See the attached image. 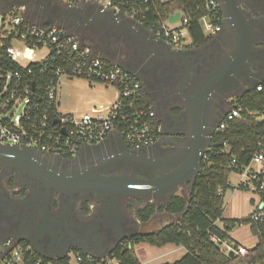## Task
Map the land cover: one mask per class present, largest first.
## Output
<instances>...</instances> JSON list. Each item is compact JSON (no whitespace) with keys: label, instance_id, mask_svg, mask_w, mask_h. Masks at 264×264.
Instances as JSON below:
<instances>
[{"label":"built area","instance_id":"obj_1","mask_svg":"<svg viewBox=\"0 0 264 264\" xmlns=\"http://www.w3.org/2000/svg\"><path fill=\"white\" fill-rule=\"evenodd\" d=\"M11 1L0 0V144L74 158L86 146L101 144L113 134L122 136L129 150L137 153L160 143L163 125L137 76L99 57L95 47L86 43L75 31L59 24L40 25L31 21L25 15L27 4L10 8L8 2ZM91 1L102 12L114 11L116 25L126 24L128 19L143 25L140 18L146 20L154 13L158 16L157 22L148 29L159 39L169 42L176 49L191 45L188 18L181 12L177 21L181 22L180 26H174L177 22L169 21L176 12L163 20L156 0ZM205 1L208 14L202 18V27L205 34L213 38L223 30V14L219 0ZM17 42L24 45L23 50L17 47ZM41 48H47L48 53L42 59L33 61L35 52ZM23 60L28 63L24 64ZM45 61L55 66L56 79H51L45 86H37L32 78L31 63ZM62 75L112 85L118 89V98L104 112L80 116L62 113L58 95ZM263 87L264 79L255 89L262 90ZM240 113L239 107L230 106L217 129L224 131ZM257 118L264 119V114ZM206 153L204 159L207 158ZM239 174L241 179L238 184L264 192V151L257 152ZM261 215L256 212L253 218L258 220ZM229 248L232 249V246ZM236 249L240 253L246 252L242 245ZM35 251L31 244L16 243L10 238L0 249V264H42L44 256L36 251L40 255L36 258ZM77 260L80 262L81 257L77 256Z\"/></svg>","mask_w":264,"mask_h":264},{"label":"flooded vegetation","instance_id":"obj_2","mask_svg":"<svg viewBox=\"0 0 264 264\" xmlns=\"http://www.w3.org/2000/svg\"><path fill=\"white\" fill-rule=\"evenodd\" d=\"M44 1L46 4L52 5V8L46 10L44 6L35 2L36 7L31 12L32 15H35L33 18L44 24L56 21L53 13L59 10L55 5L60 6V4L56 0ZM241 7L247 20L254 28L256 42L249 61L247 78L242 79L233 91L221 94L214 102L211 126L216 129L217 124L230 108L233 98L230 95L233 92L240 95L249 86L250 80L264 74V0H241ZM72 12L75 17L70 19L69 26L84 40L87 35L92 36L99 42L98 46H94L95 49L104 51L103 53L110 56L115 62L139 71H144L147 67L149 70L150 68L155 69L159 63L165 64L164 68L167 69L170 64L172 71L168 76L157 77L153 89L145 91L147 98L155 106L157 118L163 128L180 134V137L169 139L165 148L162 147L165 142L162 136L160 152L151 155L155 159L156 157H172L178 154L185 141L183 138L191 127V116L186 107V99L193 95L198 83L208 74L209 63L212 66L216 65L228 51L225 43L214 41L216 39L220 41L226 37L228 26L224 25L223 30L206 44L183 49L190 51L185 52V61L181 56H178L173 61L160 62V57H165L172 54L174 49H179L174 48L170 43L164 46L159 45L150 38L151 36L142 39L137 32L121 29L114 21H109L106 28L99 29L100 26L96 22L100 17L99 9L95 3L83 4ZM106 31L109 33H105ZM199 59L205 60L202 64L203 68H194L195 61ZM211 138L213 140L214 135ZM42 155L52 163L53 168L57 167L60 171L68 173L92 171L93 177L135 175L141 170L143 163L136 159L129 161L124 157L117 139L97 151L92 150L83 158H78L79 155L74 158L51 153H42ZM189 183L188 181L184 186ZM144 198L143 196H121L120 202L117 204L118 207H116V203H113L112 208H118L125 218L121 223L123 231L115 229L113 240L121 232H123L122 234L135 230L138 233L141 232V223L146 222L139 219L138 208L140 200H144ZM165 198L167 196L159 197L156 201L161 202ZM129 204H133L134 208H130ZM102 205L93 192L66 193L38 179L21 167L0 163V249L11 238L16 243H29L34 249L36 246L45 252H59L68 244H70L68 254L77 250L82 251L74 244L80 242L83 220L89 214L101 213ZM86 206L89 209L88 213L84 211ZM116 208L112 211L115 216L118 215ZM67 216L76 220L70 232L59 224L56 227L51 226L52 217L58 219ZM90 232H97V230ZM90 246L93 247L92 244Z\"/></svg>","mask_w":264,"mask_h":264},{"label":"water","instance_id":"obj_3","mask_svg":"<svg viewBox=\"0 0 264 264\" xmlns=\"http://www.w3.org/2000/svg\"><path fill=\"white\" fill-rule=\"evenodd\" d=\"M30 0H13L8 2L9 7L26 5ZM46 10H50L52 5H48L44 0H34ZM223 14V25L228 26L229 30L226 37L218 41L225 43L228 47L226 54L220 58L219 62L212 66L208 65L209 72L196 86L192 96L186 99V107L189 115L191 116V127L183 138L184 144L178 154L172 157H154L151 154L160 152L162 143H158L150 148H145L141 153L132 152L129 150L125 140L122 136L116 139L119 142L120 150L124 153V157L128 160L136 159L142 161L141 170L136 172L135 175L125 177H93L92 171H85L84 173L74 172L68 173L60 171L57 167L53 168L52 163L42 155L41 152L20 148L17 146L0 144V163L12 164L21 167L40 180H43L54 186L55 188L66 192L73 193L81 191L83 193H95L96 197L101 201V213L97 215L89 214L83 220L80 242L74 246L80 247L85 255H90L94 258H105L117 247V245L126 238H130L138 231H128L126 234L121 232L113 240V234L116 230L123 231L122 224L125 220L124 214L116 207L120 202L121 196H143L148 199H158L159 197H171L176 194V191L182 188L188 181L191 183L190 191L194 186L197 175L202 170V162L205 152L208 148L222 145L223 142H213L212 136L220 133L219 129L211 126V116H213L212 109L214 102L226 91H233L236 86L247 78V70L249 68V61L254 51L256 42L255 32L253 26L247 20L245 13L241 7V0H219ZM60 4L55 5L59 8L58 11L53 13L56 21H49L50 24L63 25L69 29V22L75 14L72 12L78 9L76 5ZM69 9V10H68ZM68 10V11H67ZM35 15L33 14V17ZM99 19L96 21L100 28H106L109 21H115V12L99 10ZM181 18V12H176L171 15L169 21L175 23ZM58 20V21H57ZM80 21V20H79ZM126 24H118L121 29H130L143 39L152 38L159 45H167L169 42L159 39L154 32L143 26L139 22L128 19ZM43 25L42 22H37ZM74 31V30H73ZM105 33H109L106 31ZM148 36V37H147ZM213 41V42H214ZM102 50H95V53L114 64L124 67L129 72L133 73L142 82L146 91L153 89V84L157 77H167L169 72L172 71L170 64L165 69V64L159 63L155 69L145 68L144 71L133 70L122 63L115 62L110 56H106ZM186 51L183 49L173 50L172 54L160 57L161 61H173L178 56H181L185 61L184 55ZM179 54V55H178ZM204 59L195 61L194 68H203L202 64ZM171 63V62H170ZM264 79V74H261L254 79L250 80L249 86L240 94H244L255 87ZM230 96H239L233 92ZM155 107V106H154ZM226 114V113H225ZM225 114L221 118H224ZM219 121V123L221 122ZM217 124V127L219 125ZM163 137L165 142L169 139L180 137L179 132L167 131L163 128ZM113 142L111 137H108L104 142L95 146H86L83 148L78 158H83L87 153L92 150H99L105 145ZM127 155V156H126ZM113 203H116V211L118 215H114L112 211L115 208ZM264 208V202L261 204L260 209ZM56 220V221H55ZM55 221V222H54ZM51 226L59 224L65 230L70 232L73 224L76 222L75 218L70 216L51 218ZM166 224V223H165ZM164 224V225H165ZM97 230V232H90ZM112 237L111 241L108 240ZM92 239V241H91ZM232 244L231 241H228ZM93 245V247L90 246ZM70 246V244H68ZM65 246L59 252H45L35 246L36 251L45 258L54 259L56 256L65 257L69 251V247ZM231 255L235 251L230 252Z\"/></svg>","mask_w":264,"mask_h":264},{"label":"trees","instance_id":"obj_4","mask_svg":"<svg viewBox=\"0 0 264 264\" xmlns=\"http://www.w3.org/2000/svg\"><path fill=\"white\" fill-rule=\"evenodd\" d=\"M71 1L76 3L82 0ZM156 4L163 20L173 12H182L188 18L187 26L192 39L189 47L204 45L211 39L201 24L202 18L208 14L205 0H156ZM157 19L154 13L146 20L140 18L147 28ZM31 66L32 78L37 86H45L51 79H56L55 66L51 63L35 62ZM232 100L230 106L239 107L240 116L230 121L224 131L214 135L213 142L222 141L225 144L207 150V158L202 162V170L196 177L189 197L174 194L166 203L160 204L140 200L139 205L142 204V207L138 208V217L142 222H148L156 212L162 211L177 217L158 230L139 232L122 240L105 258L89 257L77 250V256L81 257L80 264H109L112 259H117L119 264H141L135 248L139 243L159 247L172 243L186 248L187 253L179 260L163 264H264V208H257L256 212L262 214L258 220L253 218L256 212L244 219L224 217L225 192L230 187L249 189L241 183L232 185L230 174L241 173L243 166L249 164L257 152L264 151V119L257 118L264 114V87L262 90H250ZM250 111L254 113L250 114ZM261 196L264 202V192ZM129 207L134 208V205L129 204ZM84 211L89 212L87 206ZM219 221H224V228L218 226ZM241 224H250L259 241L255 247L246 249L245 253L231 255L224 245L232 246L233 249L241 245L230 235L231 230ZM35 255L36 258L40 257L36 251ZM42 264H71V255L54 259L44 257Z\"/></svg>","mask_w":264,"mask_h":264},{"label":"rangeland","instance_id":"obj_5","mask_svg":"<svg viewBox=\"0 0 264 264\" xmlns=\"http://www.w3.org/2000/svg\"><path fill=\"white\" fill-rule=\"evenodd\" d=\"M56 1L59 4H75L76 6L88 4L84 0V2L82 1L81 3L76 2L79 4H76L71 0ZM35 7V1L30 0L27 3L25 15L28 19L38 22V20L36 18H33V15L31 14L32 10L35 9ZM201 23L204 26V20H201ZM173 25L180 26L181 22H177ZM85 38L89 43H92L94 46H98L99 42L92 38V36L87 35ZM16 45L20 50L24 49V45L22 43L17 42ZM47 53V48H41L37 50L33 56V61L42 59ZM22 62L24 64L28 63V61L26 60H23ZM58 90L60 111L65 114H74L76 116H80L85 113L96 114L101 111L104 112V110H106L107 107L118 98V89L112 85L107 86L101 82H90L89 80L81 77H69L67 75H62L60 77ZM233 98L235 99V97ZM240 179L241 175L239 173L232 172L230 174V182L232 185L237 186ZM190 187L191 183H189L187 186H184V188H186L187 190H190ZM182 191L183 189L180 188L176 191V194H181ZM189 195L190 194L186 195L185 197L188 198ZM169 197L165 198L161 202H155H157V204L166 203ZM261 202L262 196L258 191L244 188L235 189L230 187L224 195V217L226 219H244L250 217L257 211L258 205H260ZM139 207H142V204ZM176 217L177 215H172L165 211L156 212L148 222L141 223V232L158 230L166 222L172 221ZM136 219L138 220V217H136ZM218 226L224 228V221H219ZM230 233L232 238L246 249L255 247L259 241L258 236L253 234L250 224L236 225ZM135 248L138 257L140 258L141 264H163L165 262H174L176 260H179L184 255V253L180 251L163 254L167 247L165 249H158L159 247H154L147 243L136 244ZM145 248H149V251ZM224 248L227 252H231L233 250L235 251V253H238L236 249L229 248L227 244L224 245ZM70 255L71 264H80L77 260L76 252H71ZM112 264H119V262L117 259H112Z\"/></svg>","mask_w":264,"mask_h":264},{"label":"crops","instance_id":"obj_6","mask_svg":"<svg viewBox=\"0 0 264 264\" xmlns=\"http://www.w3.org/2000/svg\"><path fill=\"white\" fill-rule=\"evenodd\" d=\"M83 1V0H82ZM82 1H79V3H81ZM86 3H88V4H94V2L93 1H91V0H84ZM83 1V2H84ZM79 3H76V4H79ZM34 20V19H33ZM32 21V20H31ZM84 40V39H83ZM86 43H89L87 40H84ZM89 44H92V43H89ZM92 46H94L93 44H92ZM236 97V96H235ZM118 137V135L117 134H113L112 136H111V139L113 140V142L115 141V139ZM112 143V142H111ZM165 145H167V143L166 142H164L163 144H162V147L163 148H165L166 146ZM182 189H183V191L181 192V194H183L184 196H186V195H188V194H190L191 193V191L190 190H187L186 188H183L182 187ZM188 191H189V193H188ZM144 198V197H143ZM157 199H148V198H144V200L142 199V201H146L145 203H148V202H153V201H156ZM230 235H231V233H230ZM155 247V246H154ZM157 247H159V246H157ZM167 247V248H166ZM165 249L166 248V250L163 252V254H168V253H172V252H176V251H180V252H183L184 253V255L187 253V250H186V248L184 247V246H181V245H175V244H172V243H169V244H166V245H164V246H160L158 249ZM145 249H147L148 251H149V248H145ZM183 255V256H184ZM109 264H112V260H110L109 261Z\"/></svg>","mask_w":264,"mask_h":264}]
</instances>
